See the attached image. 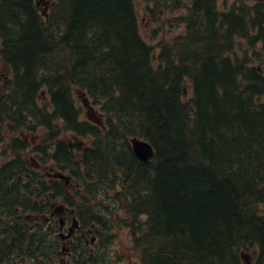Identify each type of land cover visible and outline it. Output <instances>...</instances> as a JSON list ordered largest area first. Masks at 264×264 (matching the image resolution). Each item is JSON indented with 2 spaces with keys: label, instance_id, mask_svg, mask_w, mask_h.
Masks as SVG:
<instances>
[{
  "label": "trees",
  "instance_id": "16d2710c",
  "mask_svg": "<svg viewBox=\"0 0 264 264\" xmlns=\"http://www.w3.org/2000/svg\"><path fill=\"white\" fill-rule=\"evenodd\" d=\"M144 2L139 18L137 0H52L46 16L36 0H0V60L13 70L0 122L104 133L80 163L57 135L41 150L83 171L88 197L65 196L96 240L69 264H243V251L264 264V0ZM167 11L184 29L155 51L140 27ZM41 87L51 112L35 102ZM74 89L102 105L106 132L79 120ZM128 136L147 140L153 159L139 162ZM25 148L0 147V264H68L58 236L29 217L63 194Z\"/></svg>",
  "mask_w": 264,
  "mask_h": 264
},
{
  "label": "rangeland",
  "instance_id": "374dc122",
  "mask_svg": "<svg viewBox=\"0 0 264 264\" xmlns=\"http://www.w3.org/2000/svg\"><path fill=\"white\" fill-rule=\"evenodd\" d=\"M233 0H220V5L221 6H227L229 5ZM247 1H253V0H247ZM145 5V2L144 0H137V12H138V15H139V18H141V13L144 11V8L143 6ZM144 18V17H142ZM154 25V22H150V21H147L145 23V26L142 25L140 27V31H141V35L147 39L151 44H156V41L158 40L159 37H156V39L154 40V34L152 33V27ZM166 38V37H165ZM168 39V38H166ZM9 74V70L8 68L3 65V64H0V80H3V79H6V76ZM82 97L81 96H78L77 98V104L79 105L80 107V111H81V117L84 119L87 117V109L86 107L83 106L82 104V101H81ZM45 102H47V99H44ZM96 112H100V109L98 106H94L93 108ZM0 130L4 131V127L3 126H0ZM41 132L40 131H37L36 134H40ZM43 133L40 134V136L42 135ZM40 136H33V138L28 134V135H24L23 137L26 138V140L31 143H33V140L34 141H37L38 138ZM7 136H3L2 138H5ZM64 139H66V141H69L71 144H73V142L71 141L72 139L70 138V136H63ZM74 146V145H73ZM31 157V156H30ZM32 159H34V157H31ZM41 220V218H39ZM41 223L43 221H40ZM121 231H124L125 234L127 233L126 230H121ZM122 232V233H124ZM117 251L120 252V255H121V260L122 262L123 261H126L128 259V250H127V247L126 246H119L117 245L116 248H115ZM246 254H248V252H246ZM61 258L62 259H68V257L66 255H61ZM21 264H29V261H24V262H20ZM19 262H15L14 264H20Z\"/></svg>",
  "mask_w": 264,
  "mask_h": 264
},
{
  "label": "water",
  "instance_id": "95a60500",
  "mask_svg": "<svg viewBox=\"0 0 264 264\" xmlns=\"http://www.w3.org/2000/svg\"><path fill=\"white\" fill-rule=\"evenodd\" d=\"M132 143L134 152L140 160L145 161L152 157V148L149 144L136 139H133Z\"/></svg>",
  "mask_w": 264,
  "mask_h": 264
},
{
  "label": "bare ground",
  "instance_id": "6f19581e",
  "mask_svg": "<svg viewBox=\"0 0 264 264\" xmlns=\"http://www.w3.org/2000/svg\"><path fill=\"white\" fill-rule=\"evenodd\" d=\"M146 15V14H145ZM241 22V21H240ZM8 41V40H7ZM4 48V47H3ZM7 58V57H6ZM102 59V58H101ZM92 60V59H91ZM19 62V61H18ZM144 63V62H143ZM102 66V65H101ZM146 66V65H145ZM157 72V71H156ZM16 80V79H15ZM52 80V79H51ZM107 93V92H106ZM6 96V95H5ZM53 97V96H52ZM55 102V101H54ZM61 102V101H60ZM15 110V109H14ZM16 112V111H15ZM44 125V124H43ZM46 125V124H45ZM131 152V151H130ZM89 154V153H88ZM156 154V153H155ZM3 192V191H2ZM12 227V226H11ZM107 245V244H106ZM9 247V246H8ZM21 255V254H20ZM3 259V258H2Z\"/></svg>",
  "mask_w": 264,
  "mask_h": 264
}]
</instances>
